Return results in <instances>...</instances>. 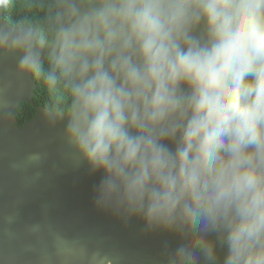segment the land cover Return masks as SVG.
Wrapping results in <instances>:
<instances>
[{"label":"clouds","instance_id":"9594fccd","mask_svg":"<svg viewBox=\"0 0 264 264\" xmlns=\"http://www.w3.org/2000/svg\"><path fill=\"white\" fill-rule=\"evenodd\" d=\"M6 56L67 95L42 119L102 173L96 208L181 238L162 264H264V0H55L43 27L0 24Z\"/></svg>","mask_w":264,"mask_h":264},{"label":"water","instance_id":"95a60500","mask_svg":"<svg viewBox=\"0 0 264 264\" xmlns=\"http://www.w3.org/2000/svg\"><path fill=\"white\" fill-rule=\"evenodd\" d=\"M10 23L0 10V24ZM37 82L17 75L16 57L0 58V264H86L80 245L103 253L116 264H162L165 247L182 242L173 233L145 230L142 219L127 222L96 208L94 190L102 173H91L63 139L37 112L23 125L14 110L22 101L34 104ZM31 151L46 154L38 171L13 170V161ZM9 218L11 220L9 221ZM35 228V230H34ZM223 256V249H218Z\"/></svg>","mask_w":264,"mask_h":264},{"label":"trees","instance_id":"16d2710c","mask_svg":"<svg viewBox=\"0 0 264 264\" xmlns=\"http://www.w3.org/2000/svg\"><path fill=\"white\" fill-rule=\"evenodd\" d=\"M54 4L55 0H12L11 5L4 9V14L10 23L25 20L33 25L43 27L54 11ZM33 78L37 82L34 104L22 101L19 107L14 110L19 125H23L26 120L31 119L36 114L37 105H43L47 108L59 105L67 108L70 103L64 92L52 93L39 78L35 75Z\"/></svg>","mask_w":264,"mask_h":264}]
</instances>
